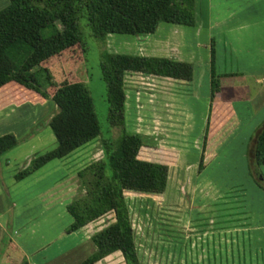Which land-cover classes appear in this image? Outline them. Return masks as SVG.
I'll use <instances>...</instances> for the list:
<instances>
[{
  "label": "trees",
  "instance_id": "16d2710c",
  "mask_svg": "<svg viewBox=\"0 0 264 264\" xmlns=\"http://www.w3.org/2000/svg\"><path fill=\"white\" fill-rule=\"evenodd\" d=\"M195 14V0H8L0 8V92L15 88L26 95L12 93L16 102L22 98L33 102L50 98L57 107L47 120L56 139L55 146L33 155L14 172V178L22 179L100 133L92 96L81 80L56 83L47 71L48 84L54 86L51 90L38 78L37 67L42 62L50 61L76 43L85 51L80 17L86 19L94 36L105 39L113 32L134 35L154 32L160 21L194 25ZM215 59V39L211 36L209 101L198 171L206 164L210 131L226 119V104L220 101L221 73L216 71ZM99 63L106 84L107 118L116 135L115 138L101 136L102 155L78 169L83 191L66 203L72 221L65 230H75L112 212L113 219L90 235L94 250L81 264H92L115 250L121 252L125 264H141L126 192H162L168 182V164L138 156L146 141L142 133L128 130L125 125V75L128 71H138L191 79L193 62L172 56L104 50ZM18 141L12 131L0 134V155ZM246 156L250 173L264 189V174L260 170L264 163V118L249 137ZM7 226L11 229L10 218ZM8 239L9 236L5 244ZM18 264L28 261L24 258Z\"/></svg>",
  "mask_w": 264,
  "mask_h": 264
},
{
  "label": "rangeland",
  "instance_id": "374dc122",
  "mask_svg": "<svg viewBox=\"0 0 264 264\" xmlns=\"http://www.w3.org/2000/svg\"><path fill=\"white\" fill-rule=\"evenodd\" d=\"M180 25L170 24L166 28L161 27L160 35L158 36L160 39H154L151 42H146L147 39L145 38H143L145 40L139 42L134 34L117 32L108 33L105 39H99L92 34L86 19L80 17L79 27L82 40L86 46L85 51L76 43L54 56L50 61L42 62L37 67L39 80H42L49 89L52 90L54 86L48 84L47 71L56 83L62 80H81L92 96L100 133L87 146L84 145L80 152L75 154L78 160L81 161V159H84L83 157L86 158L88 155L91 158L96 156L97 153H94L100 148L101 136H112L115 138L116 135L115 127L110 125L107 118L106 84L102 77L99 63L102 51L137 53V51L153 50L163 53H177L186 58H201L202 55H205L206 49L208 50L201 44L204 38L196 37L190 28L185 27L184 24ZM221 55L222 53L218 52L217 67L220 69L223 67ZM206 56H208V53ZM252 56L250 57V61H253L252 66H259L261 64L260 61L264 62L263 58H258V55L254 56L252 54ZM229 58H225L226 63H224V66L227 68L232 66ZM194 59H192V62H195ZM200 64H195L193 84L182 85L186 86L185 93L190 95L187 98L186 110L177 112L181 114L185 127L182 125L178 127L174 123L169 128L170 133H159L160 137L163 138L159 140L165 143L168 150H154L150 147H142L141 149L142 155L165 160L169 163L166 188L158 193L131 190L126 192V200L135 231L138 256L141 264H179L183 252L187 253L188 256L191 255L193 259L195 250L198 249V244L197 246L190 244L195 237V225H203L202 228H198L204 229L207 233L210 229H220V233L223 231L221 228L229 229V234H232V237L230 238V243L227 239L225 245L233 250V264H264L263 242L261 241L260 245L258 241L259 238L262 239V236L264 237L262 235L264 234L262 228V225H264V189L256 183L250 173L246 156L249 137L264 118L256 124L261 114L264 113V108H262L264 106V73H254L253 71L243 76L238 74L232 77H221V95L224 98H240L234 104L238 111L241 126L230 141L224 144L220 150L218 146L209 151V156H206L205 166L201 171H198L197 164L205 120V118L201 117L200 112L203 114L205 107L201 96L195 99L196 94H194V97H191L192 89L190 90V88L191 86L192 88L197 87L199 90L198 95H202L204 85L206 83L208 85V64L205 77L203 67ZM138 75L136 72H128L125 75L128 105L131 108L128 123L130 126L136 124L144 130L149 125L146 114H140V111H136L134 118L132 108H134V101L138 103V107L143 104L140 107L142 111L147 108L145 103L149 94L148 91H150L148 88L152 86V82L146 77L140 78ZM258 77L262 78V82L257 79ZM236 81H239L241 85L237 84ZM12 93L15 96H26L22 94L23 92H19L18 89L10 87L3 89L0 95H6L7 99L14 104L31 101L22 98L20 102H16L13 100ZM140 93L143 98H136ZM244 97L246 99L252 97L253 101L251 100L250 103L244 102ZM203 99L205 100L207 111L209 99L207 96L203 97ZM41 102L42 104H40ZM38 103L40 104V108L37 106L39 109L32 106L29 108L33 109L28 108V117L25 119L27 122L25 127L27 128L17 136L19 140L17 144L5 151L2 154L3 156L0 155V159L9 155L8 165L3 167V169L0 167V189L3 186L4 190L2 191L6 194L5 201L7 203L10 202V196L6 191V185L13 178V174L9 176L10 172L14 168L19 167L20 164H26L29 158L26 155L24 156V154L29 152L36 155L52 148L56 144L55 136L47 124V118L57 107L50 98H43ZM249 105L253 113L249 111ZM34 113L36 115L35 118L33 117ZM136 115H138L137 119ZM177 119L179 118H175V120ZM127 129L130 130L129 128ZM0 130H3V126L0 127ZM36 134L38 136L34 137ZM221 136L223 135L219 134L218 137ZM223 138H225V135ZM89 150L91 152H88ZM84 152H87L88 155L85 154L84 156ZM217 153L218 156L215 158ZM207 157H209V160ZM260 170L264 174V163L260 165ZM70 171L72 172V170ZM51 179L53 178L50 177L49 180ZM21 182L22 179L18 183ZM45 182H40L41 186H36L35 189L38 190V187H44L46 185ZM68 185H70V182H68ZM20 187V190L24 189L22 185ZM82 188L78 182V192L76 194L83 191ZM0 197V199H4L2 195ZM17 200L19 203L15 209L24 210V214L33 213V209H42L43 200L39 197H28V195L21 194ZM2 208L3 205L0 204V209ZM7 209L6 220L11 217V209L14 208L11 206ZM11 230L6 224L1 236L4 244ZM28 231H34L37 234L38 230L33 226L29 227ZM242 234L244 242L241 239ZM214 236H212V239L209 236L208 240L204 241L205 248L203 250H212L217 247L219 249L223 248L221 235L220 240L215 242ZM106 261L108 264H125L120 253L113 254Z\"/></svg>",
  "mask_w": 264,
  "mask_h": 264
},
{
  "label": "crops",
  "instance_id": "0c3cea01",
  "mask_svg": "<svg viewBox=\"0 0 264 264\" xmlns=\"http://www.w3.org/2000/svg\"><path fill=\"white\" fill-rule=\"evenodd\" d=\"M0 1L2 2H0V8L8 3V0ZM195 11V24L185 25V27L190 28L191 31L194 32V35L196 37L204 38L201 44L204 45L205 48H208V50L206 49L205 55H202L201 58H186L184 56H180L177 53H163L153 50L137 51V53L172 56L179 59H187L191 61L192 59H194L195 62H193V77L191 79H180L156 74H144L138 71H128L136 72L137 74H139L138 76L140 78L146 77L150 82H152V86L148 88L150 89V91H148L149 94L145 103L147 108L142 111V108L140 107L143 104L138 107V103L136 101L133 102L134 108L132 109L134 112V118L135 114L137 113L136 111H140V114L145 113L146 119H148V128L144 130L139 128L136 124L130 126L128 123L130 115L129 111L131 108L128 105V93L126 90L125 80L126 97L124 114L126 128L142 133L146 141L145 144L140 147L138 156L141 158L166 162L168 164V175L169 163L167 161H163L157 158H150V156L147 155H142L141 149L142 147H150L154 150H168V147L165 146V143L159 140L161 138L159 133H170L169 128L171 127V125L173 126L174 123L177 124L178 127H180V125L185 127L184 121L181 119V114H178L177 112H184L186 110L187 98H189L190 95L185 93L186 86L182 85H186L188 83L193 84L195 77L194 68L196 67V63H202L200 65H202L203 67L204 77L206 76V68L208 64V85L207 83L206 85H204L203 94L198 95L199 90L197 89V87L192 88L191 86L190 88V90L192 89L191 97H194V94H196L194 97L195 99L201 96L204 103L205 108L203 110V114H201L200 112V115L202 118H205V126L207 111L205 100L203 99V97L207 96L209 99L210 74L208 51L210 37L213 36L215 39L216 71L221 73V77H232L237 76L238 74L243 76L244 74L253 71L254 73H264L263 61H260L261 64L259 66H252L253 61H250V57H253L252 54L254 56L258 55V58L261 57L264 60V0H195ZM170 24L177 23L160 21L154 32H150L144 35H136L135 37L139 42L145 39H147L146 42H151V40L154 39L158 40L160 39L158 37L160 35L158 31L159 28H166ZM218 52L222 53L221 64L223 65V67L221 69L217 67ZM207 53L208 56H206ZM205 57L206 59H204ZM227 57H230L229 60L232 65L230 66V68L224 66V63H226L225 58ZM257 79L262 82L261 77H258ZM236 82L237 84L241 85L239 81ZM7 84L15 83L9 82ZM220 87L222 89V85H220ZM141 93L138 94L136 98L142 99L143 97ZM7 98L8 97L4 94L0 95V127L3 126V130H0V134L7 131H12L16 136H19V134H21V132H23L27 128L25 127L27 125L25 119H27L28 117V108L30 106L40 108V104H42V102L39 104L38 102L26 101L24 103L14 104L11 103V101ZM244 98V102L247 101L250 103L251 100L253 101L252 97H248L247 99ZM238 99L240 100L239 97L224 98L221 95L220 101L226 104V119L223 123H221L219 127L216 125V128L210 131V138L206 156H209V151L214 147L217 148L219 146L218 149L220 150V148L224 144L228 143L232 136L240 128L241 121L238 116L236 105L234 104L238 101ZM135 104L137 105L136 107ZM248 107H250L249 111L253 113L251 106L249 105ZM262 108H264V106ZM51 114L52 113H50L49 115ZM35 116L36 115L34 113L33 117L35 118ZM263 117L264 113L261 114L256 124ZM137 118L138 115H136V119ZM175 118L179 119L175 120ZM4 122L6 123L4 124ZM219 134L223 135L221 136L222 138L218 137ZM224 135L225 138H223ZM35 136L37 137L38 134L34 135V137ZM90 141L76 147L63 157L50 160L27 176L23 177L21 183H18L19 180H16L14 178V172L20 167L24 166L25 163L20 164L19 167L14 168L12 172H10L9 176L13 174V178H11L6 185V191L10 196L9 203L5 201L6 194L4 193V191H2L4 190L3 186H1L0 189V196L2 195V198H4L0 199V204L3 205V208L0 209V264H18L24 258L28 261V264H81V261L94 250V244L90 239V235L95 230L99 229L113 219L112 212H108L107 214H104L75 230L69 232L65 230V227L72 221V216L66 209V203L76 194V192H78L79 180L78 176H76V173L78 169L88 164L91 160L102 155L100 142V148H98V151L94 153H97L94 158H91L87 152H84L83 155L85 156L86 154L88 156L86 158L83 157L84 159H81V161L77 159L75 154L80 152L81 148L84 145L87 146ZM217 141L219 143L218 145ZM88 152H91V150H89ZM28 153L29 152L25 153L24 156L26 155L29 159L35 154ZM217 156L218 153L215 158ZM207 158L209 160V157ZM8 159L9 155H6L0 159V167L2 169L6 165H8ZM70 170H72V172ZM50 177L53 179L49 180ZM43 181H46V185L42 188L38 187V190H36V186H41L40 182ZM68 182H70V185H68ZM20 185L24 187L23 190H20ZM21 194L28 195V197H39L40 199H42V209H33V213L29 212L30 214H24V210L22 209H15L19 203L17 199ZM11 206H13L14 208L11 209L12 212L10 217L12 230L9 234L8 242L4 245L1 236L8 221L6 220V211L8 210L7 208H10ZM33 226H35L36 230H38L37 234H35L34 231H28L29 227ZM202 226L203 225H195V237L192 243H190L194 246H197L198 244V249L195 250V256L193 255L192 259L191 255L188 256L187 253L183 252L181 257L182 259L179 262L184 264H233V250L232 248L229 249V247H226L225 245L227 239L230 243V238L232 237V234H229V229L221 228V230H223L221 231V233L219 232L220 229H210L207 233L204 229H199L202 228ZM262 228L264 230V225H262ZM220 235L221 244L223 247L222 249H219V247H217L216 249L212 250H203V248H205L204 241H207L209 236L211 239L212 236H214L215 242L217 240H220ZM211 239L210 241H212ZM241 239L242 242H244L243 234L241 235ZM258 241L259 244L262 241L264 246L263 236L262 239L259 238ZM116 253L121 254L119 250L112 251L104 257L96 260L92 264H108L106 260L110 259V257Z\"/></svg>",
  "mask_w": 264,
  "mask_h": 264
}]
</instances>
